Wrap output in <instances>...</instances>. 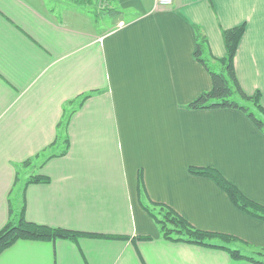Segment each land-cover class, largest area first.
Segmentation results:
<instances>
[{
	"label": "crops",
	"instance_id": "obj_1",
	"mask_svg": "<svg viewBox=\"0 0 264 264\" xmlns=\"http://www.w3.org/2000/svg\"><path fill=\"white\" fill-rule=\"evenodd\" d=\"M212 3L160 11L156 0H112L111 17L74 0H0V229L24 197L31 222L112 236L18 241L0 264H255L163 239L140 203L141 178L147 199L193 227L237 238L231 247L246 255L264 252V221L189 173L216 168L264 206V133L240 110L185 108L212 87L194 26L222 58V30L242 23L237 78L264 107V0ZM65 139L68 152L50 157ZM33 157L37 167L21 174ZM34 175L50 182L25 190Z\"/></svg>",
	"mask_w": 264,
	"mask_h": 264
},
{
	"label": "trees",
	"instance_id": "obj_2",
	"mask_svg": "<svg viewBox=\"0 0 264 264\" xmlns=\"http://www.w3.org/2000/svg\"><path fill=\"white\" fill-rule=\"evenodd\" d=\"M79 6H92L98 0H74ZM112 1V0H105ZM102 2V1H100ZM212 5V0H209ZM95 8V6H94ZM115 10L106 8L101 13L114 15ZM100 14V13H99ZM117 15V12H116ZM96 19V14L94 15ZM246 23L236 27L223 29L222 36L226 47V55L222 58L212 56L209 48L207 35L200 26H194L196 33L195 58L207 70L212 79L210 90L202 92L191 103L185 106L188 110H213V109H236L240 110L254 123V125L264 133V107L261 104V94H247L238 78L235 69V57L246 31ZM89 95L84 96L85 99ZM68 140L66 149L61 153L51 154L53 156L65 155L68 150ZM39 155V154H38ZM48 157V158H50ZM32 160H27L22 165L30 167ZM189 173L194 176L204 177L213 180L217 186L223 190L232 204L246 214L264 221V206L247 197L235 184L230 182L219 170L213 167H190ZM50 178L46 175L30 176L26 181L25 190L32 184L49 183ZM24 190V194H25ZM139 190L140 201L143 209L158 225L161 237L168 241L197 244L204 247L223 249L230 253L235 260H247L256 264L263 262L254 256L244 254L242 251L231 247L234 241H239L233 236L226 234L207 232L193 227L185 218L179 215L170 206L162 203H155L146 197L143 183L140 178ZM26 203L23 197L22 207L16 211L10 203V220L5 227L0 229V254L13 246L18 241H40L55 242L57 240H68L77 242L80 238H111L112 236L97 233H86L65 228H55L43 224H38L27 220L25 216ZM148 240L151 237H141ZM264 254V252H259ZM263 256V255H262Z\"/></svg>",
	"mask_w": 264,
	"mask_h": 264
},
{
	"label": "rangeland",
	"instance_id": "obj_3",
	"mask_svg": "<svg viewBox=\"0 0 264 264\" xmlns=\"http://www.w3.org/2000/svg\"><path fill=\"white\" fill-rule=\"evenodd\" d=\"M100 1H102V2H100ZM105 2V0H98V1H95L94 2V6H95V10L98 12V13H100L101 11H104L105 12V10H106V8H108L109 6H108V4H110L111 3V1H106V3H104ZM111 17H113V16H111ZM110 23H112L113 22V20L111 19V20H108ZM100 23H101V21H100ZM67 125V122L65 123V126ZM63 127H64V123H63ZM65 150V149H64ZM63 150V151H64ZM57 151H59V150H57ZM63 151H60V152H57V153H61V152H63ZM67 152H68V150H67ZM42 156V157H41ZM41 156L38 158V160H42V163H44L45 162V155L44 154H41ZM31 160H32V164H31V166L30 167H28L29 169H28V171L29 172H31V171H33L34 170V168L35 167H37V166H35V165H38L37 163H36V157H33V158H31ZM26 162V161H25ZM17 167V166H16ZM16 167H15V169H16ZM27 168H25L22 164L20 165V168H19V172H22L21 174H23L24 172H25V170H26ZM263 255V256H262ZM255 257H256V259H258V260H260V261H262L263 263L262 264H264V254H255ZM237 262H241V261H237ZM250 263H253V262H250ZM256 264V263H255Z\"/></svg>",
	"mask_w": 264,
	"mask_h": 264
},
{
	"label": "built area",
	"instance_id": "obj_4",
	"mask_svg": "<svg viewBox=\"0 0 264 264\" xmlns=\"http://www.w3.org/2000/svg\"><path fill=\"white\" fill-rule=\"evenodd\" d=\"M177 0H156V9L165 11L174 7Z\"/></svg>",
	"mask_w": 264,
	"mask_h": 264
}]
</instances>
